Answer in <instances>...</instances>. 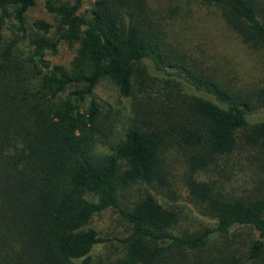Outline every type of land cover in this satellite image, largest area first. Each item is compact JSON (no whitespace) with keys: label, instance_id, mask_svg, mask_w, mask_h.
Returning <instances> with one entry per match:
<instances>
[{"label":"trees","instance_id":"16d2710c","mask_svg":"<svg viewBox=\"0 0 264 264\" xmlns=\"http://www.w3.org/2000/svg\"><path fill=\"white\" fill-rule=\"evenodd\" d=\"M151 1L43 0L52 21L29 25L34 0H0V264H264V0ZM60 42L76 44L67 65L48 59ZM101 79L136 101L96 152ZM234 155L245 192L224 188ZM151 190L204 219L177 229L180 208ZM109 208L127 230L93 260L91 220Z\"/></svg>","mask_w":264,"mask_h":264},{"label":"rangeland","instance_id":"374dc122","mask_svg":"<svg viewBox=\"0 0 264 264\" xmlns=\"http://www.w3.org/2000/svg\"><path fill=\"white\" fill-rule=\"evenodd\" d=\"M94 0H84L83 8L87 9L93 3ZM153 4L154 1H151ZM35 19H43L47 22L52 21V17L47 13L43 8V0H34L32 6H30L26 11V21L31 25V22ZM2 39L8 41L11 39L10 30L6 27H3L1 30ZM217 41V40H215ZM15 52L21 53L25 52L28 49L27 40L22 39L15 42ZM75 45H69L66 42H60L57 46L55 54L48 55V59L52 63H58L67 65L74 55ZM220 51L224 50L225 53L235 59L241 58V63L238 68L243 71V75H247L246 67L248 61L243 56V52H236L237 45H220L217 43L215 45ZM239 78H242V74H239ZM252 79V78H251ZM94 94L101 104L103 110L105 109L108 112L109 117V126L105 137H95L93 146L96 152H104L106 150V141L115 137L117 132H120L122 127L129 122V119L132 117V110L134 108V103L136 101V96L132 94V97H118L114 87L107 79H101L94 88ZM235 154L239 155L235 152ZM234 155L232 161L234 162L233 166H229L230 162H227V168L231 171V176L228 179V182L224 186L225 190H230V188L237 187L238 190H245L251 185L246 179L245 173L238 166V156ZM228 174V173H227ZM201 178H207L214 180L216 174L210 169L208 172L199 174ZM140 184H134L130 188H125L119 195L120 204H127L133 197L132 188H139ZM151 192L158 198L160 201H165L167 203L174 204L178 209L181 210V216L178 222L177 229H192L193 225L204 219L199 215L194 206H192L187 199L182 195L175 192H167V195L161 194L154 190ZM91 225L97 230L100 237V241L97 242L91 250V258L93 260L107 259L113 257L117 253V242L112 239L113 236L123 235L126 230V224L120 219L117 211L113 208L105 209L97 214H95L91 220Z\"/></svg>","mask_w":264,"mask_h":264},{"label":"water","instance_id":"95a60500","mask_svg":"<svg viewBox=\"0 0 264 264\" xmlns=\"http://www.w3.org/2000/svg\"><path fill=\"white\" fill-rule=\"evenodd\" d=\"M259 236L261 237V234Z\"/></svg>","mask_w":264,"mask_h":264}]
</instances>
